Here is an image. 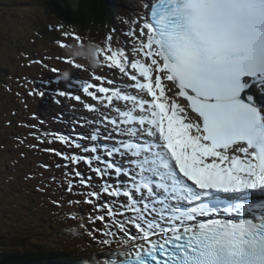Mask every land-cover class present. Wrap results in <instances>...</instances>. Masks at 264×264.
<instances>
[{
	"label": "snow or ice",
	"instance_id": "1",
	"mask_svg": "<svg viewBox=\"0 0 264 264\" xmlns=\"http://www.w3.org/2000/svg\"><path fill=\"white\" fill-rule=\"evenodd\" d=\"M142 11L121 33L133 56L112 48L116 29L99 49L121 87L96 75L71 85L94 103L57 92L96 114L81 118L93 130L36 136L79 150L43 149L71 168L66 191L83 201L68 203L92 207L87 234L109 252L92 264H264V95L250 91L264 94V0H143Z\"/></svg>",
	"mask_w": 264,
	"mask_h": 264
},
{
	"label": "rangeland",
	"instance_id": "2",
	"mask_svg": "<svg viewBox=\"0 0 264 264\" xmlns=\"http://www.w3.org/2000/svg\"><path fill=\"white\" fill-rule=\"evenodd\" d=\"M31 1L32 0H0V88L14 85L11 89H7V91L13 94L14 97L18 96L22 98L24 87L18 82L20 81V77H18L19 72L17 68L25 69L29 73H32L35 70L33 64L39 66L48 65L50 68L48 71L41 69L42 75L35 77L38 79V84L40 86L37 88L44 91L45 95L41 97L28 94V99L31 101V105L34 106V110L31 108V112L23 113L21 116L23 122L29 120L30 124L34 125L35 122L38 121L39 116H41L42 122L45 121V118L48 119L50 117L47 116V112L50 110L48 102L51 104L50 99L56 96L55 94H57L59 90L74 91L75 94H79V91L71 87L73 84L72 79H62L60 75H57L58 72L53 73L51 71L52 68L58 70L59 68H70V75L72 78H85V82H87L88 79L94 80L97 74H104L107 79H111L113 76L115 80H122L119 78L118 72L106 66L103 54L101 53V55H99L101 63L96 68L92 67L86 55L74 57L66 55L71 54L66 49L69 45L74 44L73 41L76 40L74 38L75 35L66 29L64 30V28L59 30L61 27L58 24H61V22L55 17L50 19V14H55L53 12H46L42 7L38 10L31 4ZM115 1L122 6L124 14L127 13L133 20L143 15V0ZM36 20L48 22L46 26L49 27L50 33L47 29L43 36L40 35L41 37L36 38L35 34L32 32L35 27L34 25L38 23ZM122 21L118 30L119 34L115 33L116 37H113L111 45L114 50L123 48L129 56H133L132 39L121 35V33L129 30L131 23L124 19ZM36 31L39 32V29H36ZM64 33H68L69 35L65 36ZM122 37L124 38L123 40ZM57 41H60L64 46L61 47ZM126 41L127 44L125 43ZM34 51L39 52L38 58L33 57L31 54ZM65 58L80 61L81 65H83V69L79 70L80 68L77 67L73 69L69 64L64 62ZM41 60L43 63H31L32 61ZM4 69H8L9 75L2 73ZM47 78H49V80H47ZM45 80H47L48 83L44 85ZM65 83H67V86ZM32 89H30L29 92ZM14 97L11 98L9 94H0V101H3L1 104L9 108L13 103ZM82 99L87 103H94V101L85 94H83ZM52 104L55 105L53 107L55 108L54 110L56 111L57 118L59 120H65L67 122L66 125L71 127L69 131L68 128L63 129L64 133L69 132L70 136L75 137V132H84L87 134L95 127L93 125L80 127V124L84 123L81 119L82 117L94 119L96 118V114L88 112L79 102L73 99H66L65 102L62 103V106L57 105L56 102H52ZM24 107L26 108V106ZM20 109H23V105H20ZM33 117H35V119ZM68 118L69 120H67ZM18 121L19 119H17V122ZM77 121L80 123H77ZM5 122L7 123L8 121L5 120ZM56 123L58 125L57 121L52 123L48 122L43 126L40 133L33 132L35 135L30 137L31 140L33 139L31 143L32 145H37V147H33L30 153L25 154V158L21 159L22 161L19 162L17 167L21 169V166L31 171L30 173L39 169L36 177L34 176L36 179L31 185L34 189L37 187L39 188L37 189L40 192L38 196L31 197V191L28 192L29 195L25 197L21 196V188H24L25 184L22 182L19 185L18 183L21 181H18L17 178V182L10 171L5 174L0 171V187L3 188V191L0 190V249H13L17 247V249L21 251L25 249L33 251V249L36 250L35 248L49 249L48 246H61L62 243L71 247L79 246L83 243L89 246L97 245V240L90 239L89 236L85 234L86 232H83L81 227L78 226L79 219L76 217L74 219L70 218V216L74 215L73 212H76L74 210H78V204L68 203L70 197L66 196L65 189L60 187L58 193L53 194V188L51 191H48L39 185V183L48 185L50 182H44L49 180L50 176L54 177L58 172L57 169L36 166L38 165V161L34 159L32 162L29 159L33 154L37 156L40 154L42 155L44 153L43 149L45 148L59 146L58 142L45 143L47 142V138H45L44 143H40L36 139V136L45 133V130H47L46 128L56 126ZM20 124L21 123H19V125ZM41 125H43V123H41ZM72 125H76L78 128L75 129ZM52 159L55 160L54 157H52ZM3 162H5V157L2 159L0 156V166ZM45 164L46 161L43 165ZM12 167H15V165H12ZM33 167L36 169L33 170ZM54 167H56V165ZM13 183L16 186L11 187ZM27 188H30V186H27ZM14 192L19 194L15 195ZM58 200H60V202L66 201L67 207H65L64 210L60 209L58 214L64 215H62L60 219L54 220L53 218H56L55 211H57V208H55L54 211H48L47 208L50 206V203L56 204L54 201L58 202ZM35 206H37L40 211H34L33 207ZM79 212L83 214L84 211ZM65 232H67L66 237L63 236ZM17 237L19 241L16 239Z\"/></svg>",
	"mask_w": 264,
	"mask_h": 264
},
{
	"label": "trees",
	"instance_id": "3",
	"mask_svg": "<svg viewBox=\"0 0 264 264\" xmlns=\"http://www.w3.org/2000/svg\"><path fill=\"white\" fill-rule=\"evenodd\" d=\"M31 4L36 7L38 10L45 9L46 12H53L55 15L50 14L52 19L53 17L57 18L61 24H58L62 29L68 30L70 33H73L75 36H79L80 40H74L75 46L77 42L87 44L89 41L97 44L101 47H105V37L107 34L111 32L112 29H116V32L112 33L113 37H116L115 33L119 34L120 23L125 21H131L130 17L123 12L122 6L117 3L115 0H32ZM38 23L34 25L33 33L36 38L41 37L40 35H44L49 27L46 26L48 22L36 20ZM126 24V23H125ZM39 29V32L36 31ZM56 30V28H55ZM58 32V31H57ZM20 51V48H19ZM38 51H34L31 54L33 57L38 58ZM71 56L69 54H66ZM47 58V57H46ZM42 61V60H41ZM47 65V64H46ZM35 70L32 73H29L25 69L17 68L20 77L19 83H21L24 87V91L21 97H14L13 94H10L7 89H11L14 85L9 87L0 88V94H9L14 97L13 103L9 108L4 106L3 101H0V156L5 157V162H3L0 166L1 173L11 172L14 175V179L17 181H21L18 184L20 185L22 182L25 184V187L21 188V196L25 197L29 195L28 192L31 191V197L38 196L40 192L37 190L38 187L34 189L31 187L32 183L36 178L39 169L30 173L31 171L24 169L20 166L21 169L17 168L21 159L25 158L24 155L30 153L33 147L32 140L30 137V133H33L34 130L41 132L42 126L45 124L52 123L53 120H46L41 125V116H39L38 121L35 122L34 125H37V128L26 127L25 125H32L29 123V120L23 122L21 120V116L23 113L31 112L34 110V106L31 105V101L28 99L29 90L35 87H40L38 84V79L35 76L41 75V69L49 70L50 68L45 67L44 65H36L33 64ZM61 73H64L65 69L59 68ZM3 74L9 75L8 69H4L2 71ZM29 78L34 79V82L31 83ZM16 80V79H14ZM46 81V80H45ZM11 83V82H10ZM26 101V102H25ZM20 105H23V109H20ZM26 106V108L24 107ZM17 119L19 121L17 122ZM5 120L8 122L6 123ZM19 123H21L19 125ZM29 131V133H28ZM29 137V138H28ZM29 139V141H28ZM23 140L24 143L20 141ZM59 146L52 147L50 145L49 148H53L59 151H64L66 148L59 141ZM49 144L48 142H45ZM55 158V160L52 159ZM30 161L33 162L34 159L38 161V165L36 166H44L49 168L57 169V173L55 174V178L57 181H53V177H49V180L43 181L44 183L50 182L48 185L43 183H39L42 188H45L52 193L57 194L58 189L64 186L65 194L69 197L70 194L66 191L67 184L65 182L64 173L65 171H71V168L65 169L63 167L58 168L57 164H61L63 161L61 158L55 156L50 152H45L39 156L33 154L30 156ZM46 161V164L43 163ZM62 164H64L62 162ZM61 164V165H62ZM15 165V167H12ZM82 170V165L79 166ZM17 168V169H16ZM36 168L33 167V170ZM17 181V182H18ZM16 186L14 183L11 187ZM27 186L30 188H27ZM0 190L3 191V188L0 187ZM15 195L19 194L14 192ZM51 202V201H48ZM62 202L58 200L55 205L50 203V206L47 208L48 211H54L55 208L58 207H67L66 205H61ZM81 207L78 208V211L73 212L74 216L79 219L78 226L84 225L81 227L83 232H86V229H91L93 226L87 225V222L83 221L82 218L88 217V214L92 211V207L90 205H84L83 202L80 203ZM64 209V208H62ZM34 211H40L37 206L33 207ZM84 211L83 214L82 212ZM60 211H55L56 218L54 220H58L64 214H58ZM79 212V213H78ZM99 223V222H98ZM67 236V232L63 235ZM19 241V238H16ZM92 239V238H91ZM64 240V239H63ZM62 240V241H63ZM88 244H82L79 246L71 247L62 243L61 246H48L49 249H33V251H29L27 249L21 251L14 247L13 249H0V264H81L86 262H92L93 260L102 261L109 256L108 250L97 241V245L87 246Z\"/></svg>",
	"mask_w": 264,
	"mask_h": 264
},
{
	"label": "clouds",
	"instance_id": "4",
	"mask_svg": "<svg viewBox=\"0 0 264 264\" xmlns=\"http://www.w3.org/2000/svg\"><path fill=\"white\" fill-rule=\"evenodd\" d=\"M99 49V45L89 41L87 44L78 43L75 46L69 45L66 50L70 52L73 56L86 55L92 67L96 68L101 63V60L99 59ZM69 75V73L65 72L64 78L68 79Z\"/></svg>",
	"mask_w": 264,
	"mask_h": 264
},
{
	"label": "bare ground",
	"instance_id": "5",
	"mask_svg": "<svg viewBox=\"0 0 264 264\" xmlns=\"http://www.w3.org/2000/svg\"><path fill=\"white\" fill-rule=\"evenodd\" d=\"M71 114V113H70ZM86 116V115H85ZM51 117H52V120L54 119L53 117H54V115H53V113H51ZM63 264V263H62Z\"/></svg>",
	"mask_w": 264,
	"mask_h": 264
}]
</instances>
